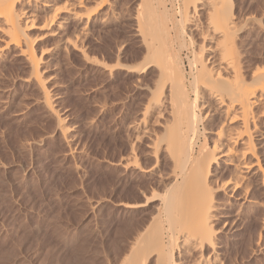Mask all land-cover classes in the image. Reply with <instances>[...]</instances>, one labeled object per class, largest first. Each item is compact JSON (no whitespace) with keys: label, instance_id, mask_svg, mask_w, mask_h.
<instances>
[{"label":"rangeland","instance_id":"obj_1","mask_svg":"<svg viewBox=\"0 0 264 264\" xmlns=\"http://www.w3.org/2000/svg\"><path fill=\"white\" fill-rule=\"evenodd\" d=\"M172 1L166 0L176 14L182 0ZM115 2L114 10L100 14L93 0L86 1L79 10L84 22L71 19L59 35H47L43 11L34 19L38 26L28 30L65 135L44 103L28 59L13 43L5 46L0 40V264H124L157 211L153 204L159 201L152 194L163 190L159 177L170 171V161L162 156L151 176L141 170L156 164L148 149L154 133L163 130L158 123L155 127L162 128H153V134L149 129L154 112L143 117L156 72L132 70L145 55L137 33V0ZM232 2L238 17L260 20L262 29L246 33L245 53L250 62L263 64L264 0ZM141 127H149V136ZM252 187L263 202L264 186ZM239 208L231 206L229 212ZM242 212L240 219L231 218L233 230L220 240L226 263L264 264V207ZM175 254L174 264H190Z\"/></svg>","mask_w":264,"mask_h":264},{"label":"bare ground","instance_id":"obj_2","mask_svg":"<svg viewBox=\"0 0 264 264\" xmlns=\"http://www.w3.org/2000/svg\"><path fill=\"white\" fill-rule=\"evenodd\" d=\"M64 1L61 5L60 0H0V40L5 46L13 43L28 59L36 84L44 93V103L63 134L67 128L47 90L40 72L41 58H37L35 40L28 30L38 26L35 18L41 11L47 12L42 24L47 35H59L71 19L82 23L80 12L89 0ZM93 1L100 14L114 10L116 3ZM233 9L232 0H182L174 14L166 0L136 2L137 33L145 55L131 69L155 70L143 117L154 112L155 123L150 121L152 127L148 128L152 134L153 128L163 127L164 131L159 136L154 133V140L150 134L148 150L156 164L145 169L135 164L150 176L162 156L171 167L159 177L163 190L152 194L159 201L153 204L157 205V215L150 214V223L131 244L124 264H148L152 257L154 264H174L177 252L190 264H227L220 240L229 233L232 217L240 219L244 207H264V201L255 196L260 190L255 192L256 187H252L264 186V153L260 150L264 147V63L250 62L245 53L250 39L246 33L263 26L253 16L238 17ZM86 23L81 26L84 33ZM66 40L61 44L66 45ZM74 45L76 48V41ZM157 123L162 127L156 128ZM133 156L136 161V154ZM223 195L229 199L223 201ZM231 206L240 208L234 214L229 212ZM261 223L262 233L264 216Z\"/></svg>","mask_w":264,"mask_h":264}]
</instances>
